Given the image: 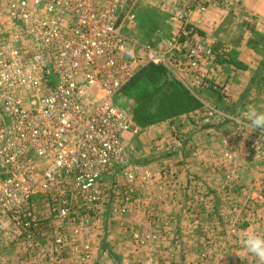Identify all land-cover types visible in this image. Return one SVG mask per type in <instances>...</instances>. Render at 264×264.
<instances>
[{
    "label": "built area",
    "instance_id": "1",
    "mask_svg": "<svg viewBox=\"0 0 264 264\" xmlns=\"http://www.w3.org/2000/svg\"><path fill=\"white\" fill-rule=\"evenodd\" d=\"M207 1L165 7L178 29L162 45L123 33L139 0L6 3L7 20L0 22V264H115L102 249L93 257L85 241L110 212L128 214L137 186L144 189L153 176L126 151L125 138L143 128L115 97L143 69L160 66L199 103L187 114L192 127L180 142L191 146V132L219 124L221 110L202 93L226 100L236 65L229 62L231 50L206 43L188 20ZM237 126L240 155L264 158V130L242 121ZM161 170L162 178L171 177Z\"/></svg>",
    "mask_w": 264,
    "mask_h": 264
},
{
    "label": "crops",
    "instance_id": "2",
    "mask_svg": "<svg viewBox=\"0 0 264 264\" xmlns=\"http://www.w3.org/2000/svg\"><path fill=\"white\" fill-rule=\"evenodd\" d=\"M9 1L0 0L3 24ZM228 1L230 7L208 0L205 10L195 9L188 16L206 43L235 52L238 65L228 83L229 98L218 103L223 118L212 128L191 132L190 148L166 161L170 178L158 177L157 172L144 180L146 189L137 186L136 204L128 214L112 211L107 215L103 227L85 241L93 254L103 244L102 250L115 264H261L246 251L243 241L248 235H264V158L241 156L235 133L241 121L248 122L244 113L249 108L264 111V0ZM236 3L242 15L232 10L236 11ZM178 4L179 0H139L127 28L131 38L152 45L173 39L178 25L167 23L165 7ZM182 91H177L180 100L186 99ZM202 94L208 101L212 96L213 102L219 100L212 92ZM190 108V101H182L172 116L155 118L144 127L133 119L143 130L138 137L125 138L129 156L153 171L163 169L161 159L153 154L174 142L167 132L174 123L171 118L179 121ZM152 137L154 150L149 145ZM195 185L203 187L202 195L192 193ZM47 214L42 203L41 216ZM4 255L14 261V255Z\"/></svg>",
    "mask_w": 264,
    "mask_h": 264
},
{
    "label": "rangeland",
    "instance_id": "3",
    "mask_svg": "<svg viewBox=\"0 0 264 264\" xmlns=\"http://www.w3.org/2000/svg\"><path fill=\"white\" fill-rule=\"evenodd\" d=\"M219 3H221V2H219ZM221 4L225 5L226 7H230V5H229L230 2L228 0L226 2H224V3H221ZM5 5H6V3H5ZM233 5H235L234 7H236V11H235V9L233 7H232V10L234 12L242 15L244 11L241 9L239 4L236 3V4H233ZM136 10H137V8H136ZM135 13H136V11H135ZM131 22L124 26L123 33L125 35H127V37L131 41L135 42L136 40L131 38V36L129 35V29H127V28H129V25L131 24ZM167 23L170 24V26L175 24V22L170 20L169 18H167ZM248 28H249V30H252V28L250 26H248ZM5 36H7V34ZM201 37H203V36H201ZM140 43H142V42H140ZM261 46L264 48V40L261 42ZM232 74L233 73L228 75V77H229L228 81H230V79L232 77ZM151 80H152V78L151 79L150 78H148V79H139V80L135 81L134 83H132V85H130L129 88L123 90L122 93H120L118 96L115 97V101H116L117 105L121 109L125 110V112H127L132 118L135 115L134 111L135 112H139L140 103L141 102L144 103L146 95H149V102H153L154 105L157 104V108L161 105L160 97L162 96V92H157L156 91V86ZM228 98H229V92H228V96H227L226 100H228ZM213 101H214V97L212 96L210 102H212L213 104L216 105L217 108H219L218 103L219 102L221 103V100L216 101V102H213ZM219 109L221 110V108H219ZM182 120L183 119H181V120H179L177 122H174L173 124H169V126H171V128H169L167 132L169 133L170 138H172L174 142L169 144L170 146L166 147L165 151L159 152V154H153L154 156H156V158L161 159L160 164H161V166L163 167L164 170H167L168 167H169L168 162L166 163L167 160L169 161L171 159H174L178 155L182 156L183 153H185L186 150H188L190 148L188 145H184L182 142L179 141V138H180L179 135H181V133H186V135H187V133L189 131V127H190V129L192 127L191 126L192 123H190V126L188 125V121L190 120V119H188V116L183 121ZM199 130H201V129L197 128V131H199ZM153 140H154V137H152V139H150V141H149V145L152 147V150H154L155 147H156L154 145L152 146V143H153L152 141ZM153 155H151V156L153 157ZM134 161H136V160L134 159ZM147 169L149 170L151 175L153 174V176H150L151 178L154 177V173L159 172V170L158 171H153V169L150 168V167H147ZM161 171H163V170H161ZM189 176L190 177H194L193 175H189ZM158 177L162 178L161 173L158 175ZM120 181H122V180H120ZM200 188H201V190H203L202 186H200ZM144 189H146V188L144 187ZM192 193L197 195V190L196 189L195 190L192 189ZM206 193H207V191H206ZM199 202H201V201H197V203H199ZM135 204L133 203L131 208ZM102 245L99 244V246H97V249H96L95 253H99L100 252V250L102 249ZM98 247H101V249L98 248ZM88 251H90V250L88 249ZM93 252L90 251L91 255H93V257H94L95 253L93 254ZM65 258H69V263L71 262V259H73L72 257H69V256H65ZM105 261H107V260H105Z\"/></svg>",
    "mask_w": 264,
    "mask_h": 264
},
{
    "label": "trees",
    "instance_id": "4",
    "mask_svg": "<svg viewBox=\"0 0 264 264\" xmlns=\"http://www.w3.org/2000/svg\"><path fill=\"white\" fill-rule=\"evenodd\" d=\"M229 57V62L238 65L236 61L235 52L231 51ZM219 61L225 62V58H220ZM148 78H152L151 81L155 84L156 91L162 92V96L160 97L161 105L157 108V104L154 105L153 102H149V95H146L144 103H140L139 112L134 111L135 115L133 116V119L136 121L137 124L144 127L145 125L150 124L155 118H163L166 116H170L172 113H174V109L177 108L182 101H190L191 110L199 106L198 100L194 98L187 91V89L181 85V83H178L174 79L169 78L166 70L160 66H151L143 69L139 74H137V76H135V78L129 83V85L125 89L129 88L132 83L139 79ZM179 90H183L185 92V95L181 96L185 97L186 99L180 100L179 95H177V91ZM217 99L220 100L221 98L217 96Z\"/></svg>",
    "mask_w": 264,
    "mask_h": 264
},
{
    "label": "clouds",
    "instance_id": "5",
    "mask_svg": "<svg viewBox=\"0 0 264 264\" xmlns=\"http://www.w3.org/2000/svg\"><path fill=\"white\" fill-rule=\"evenodd\" d=\"M244 116L249 122L248 127L251 129L260 128L264 130V111L249 108L244 113ZM243 246L248 253L254 255L261 264H264V235H248L243 241Z\"/></svg>",
    "mask_w": 264,
    "mask_h": 264
}]
</instances>
